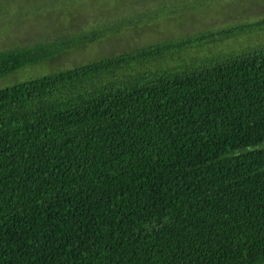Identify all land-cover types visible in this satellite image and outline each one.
<instances>
[{"label":"trees","instance_id":"trees-1","mask_svg":"<svg viewBox=\"0 0 264 264\" xmlns=\"http://www.w3.org/2000/svg\"><path fill=\"white\" fill-rule=\"evenodd\" d=\"M74 1L93 45L168 5ZM244 30L1 50L0 79L40 74L0 88V264H264V43L204 53Z\"/></svg>","mask_w":264,"mask_h":264},{"label":"rangeland","instance_id":"rangeland-1","mask_svg":"<svg viewBox=\"0 0 264 264\" xmlns=\"http://www.w3.org/2000/svg\"><path fill=\"white\" fill-rule=\"evenodd\" d=\"M78 2L74 0H0V51L14 46L32 45L39 41L74 36L72 37L75 39L73 55L66 62V66L71 67L78 63L95 60L100 56H110L148 44L167 40L176 41L180 37L190 38L198 35V32L202 30H210L214 33L232 30L253 20L264 18V0H184V3L165 0V5H168L161 9L156 8L158 7L156 3L152 4L153 7H147L155 9L150 11L142 9L140 14L144 24L141 23L134 29L126 28L121 34L112 36L111 39H109L111 35L105 36L99 44L93 45L86 39V34L94 30L91 28L93 18L81 15V5ZM153 15H156L155 20ZM64 20L67 21L66 24ZM74 20L77 23L70 31L60 33L59 27L69 26L70 21ZM109 23L112 24V21ZM115 24L116 22L112 25ZM80 37L85 47L78 52L76 49L81 42ZM262 43H264V30L253 35H248L244 30L231 38L212 41L210 46L204 47V53L212 55L210 52L215 53L216 49L236 50L243 45ZM81 47L79 46V49ZM99 50L103 52L98 53ZM191 54L196 55V50H191ZM39 74L32 72L16 78L0 79V88L11 85L18 79Z\"/></svg>","mask_w":264,"mask_h":264}]
</instances>
